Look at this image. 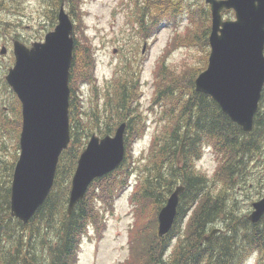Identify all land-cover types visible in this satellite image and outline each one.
<instances>
[{
    "label": "trees",
    "instance_id": "1",
    "mask_svg": "<svg viewBox=\"0 0 264 264\" xmlns=\"http://www.w3.org/2000/svg\"><path fill=\"white\" fill-rule=\"evenodd\" d=\"M62 1L47 0L50 4L47 31L56 25ZM66 1L73 21L77 22L82 18L81 0ZM159 1L166 2L164 8L168 12L163 11ZM175 2L178 1L144 0L137 18L143 37L155 36L162 16L170 20L182 10ZM8 5L7 1L0 0V11H10ZM188 28L185 35L174 38V43L205 47L208 55L210 11L203 10L200 29ZM12 33L7 30L6 35L20 39ZM207 62L208 59L202 68L189 73L170 76L166 75L169 69L166 70L164 60L158 65L151 106L155 115L151 147L142 159L131 162L130 146L144 135L148 122L140 101L142 67L135 66L130 59L123 73L115 72L109 85L101 89L95 76L92 44L87 37L75 36L70 69L71 142L60 157L48 198L27 224L11 214L10 186L22 128L21 104L11 92L13 117L7 119L1 108L0 130L15 137L17 154L8 163V172L0 174V264H77L82 239L90 226L95 225L99 234L100 214L112 210L115 200L136 173L138 182L129 200L138 232L134 231L135 225L131 227V253L121 264H238L242 256L245 258L251 252L263 253L264 216L258 223L249 221L246 214L239 212L237 196L249 191H254L257 199L264 195V180H261L264 176V89L253 130L246 133L210 96L196 91L195 79ZM83 85H93L96 92L89 110L83 109L85 106L78 94ZM123 122L127 124L123 163L112 173L96 179L69 215L71 181L89 139L94 133L100 137L113 135ZM207 146H211L218 161L212 176L200 172L196 166ZM180 184L184 192L180 195L175 223L170 233L160 238L157 216ZM218 222L221 227L217 228L222 231L205 241Z\"/></svg>",
    "mask_w": 264,
    "mask_h": 264
},
{
    "label": "water",
    "instance_id": "2",
    "mask_svg": "<svg viewBox=\"0 0 264 264\" xmlns=\"http://www.w3.org/2000/svg\"><path fill=\"white\" fill-rule=\"evenodd\" d=\"M210 5L211 52L207 69L195 80L197 92L210 96L245 132H251L264 87V0H205ZM233 10L235 19L223 20ZM74 24L62 2L58 23L43 41L30 47L13 43L15 64L5 79L22 106L20 154L11 182V214L27 224L48 198L62 153L69 147L70 69ZM7 53L3 47L1 54ZM124 122L114 135L93 134L81 153L72 178L70 215L91 184L123 163L126 156ZM178 186L158 214V236L170 233L177 216ZM248 219L264 216V196L252 204ZM219 229L204 238L209 241Z\"/></svg>",
    "mask_w": 264,
    "mask_h": 264
},
{
    "label": "rangeland",
    "instance_id": "3",
    "mask_svg": "<svg viewBox=\"0 0 264 264\" xmlns=\"http://www.w3.org/2000/svg\"><path fill=\"white\" fill-rule=\"evenodd\" d=\"M3 1L8 2L10 11L7 9L0 11V29L2 30L0 31V52L3 46L8 49L7 55L1 56L0 54V109H4L6 118L11 120L13 115L10 107L13 96L12 90L5 82V76L14 64L12 63V38L6 35L7 30L13 31L12 36L17 34L20 40L28 46L44 40L49 31L46 30L48 25L46 15L50 4L47 0ZM175 1H178L175 4H180L182 10H179V13L176 12V15L170 20L162 16L161 25L157 20L159 28L155 36L146 38L141 34L140 26L137 23L144 0H81L79 8L82 18L77 19V22L76 20L73 21L77 25V29L74 31L75 36L81 39L87 37L92 44L95 56V76L97 77V85L101 89L109 85L115 72L117 75L123 73L130 59L134 61L135 66L142 67L140 101L141 109L144 115L148 117V122L144 135L130 146L128 154L131 162L142 159L141 157L146 155L151 147L155 131V115L151 106L155 96L158 65L164 60L166 70L169 69L167 76L172 74L183 75L194 69L202 68L206 64L205 60L209 58L210 53L207 55L205 47L176 45L174 38L177 35H185L188 27L200 29L203 21V10L208 9L210 11V7L205 3V0ZM165 4L166 2L159 1L163 11L168 12V8L166 10L164 8ZM65 6L70 13L67 1ZM150 10L153 12L152 8ZM223 18L225 20L234 19V12H223ZM211 20L210 12V29ZM206 22L207 20L204 24ZM54 27L50 30H53ZM78 94L81 103L85 106L83 109L89 110L91 100L96 98L93 85H83ZM8 133L1 128L0 174L8 172V163L12 162L14 155L17 154L14 150L15 137ZM217 165L216 155L211 146H207L201 159L196 162L197 169L212 176ZM261 172L262 170H260V174ZM137 178L138 173L132 175L130 185L117 197L112 210L100 214L102 217V222L98 224L100 236L95 225L90 226L88 234L82 239L77 264H121L129 258L131 227L135 225L134 231L138 232L133 206L129 200L130 193L138 182ZM261 180H264V176ZM256 197L254 191L243 192L237 196L238 209L242 215L248 216L251 213L252 203L260 199ZM99 205L102 206V204ZM102 208L101 210H103ZM138 226L139 229L141 225L138 224ZM215 227H221L220 222L216 223ZM241 259L238 264H264V252L261 254L251 252L245 258L242 256Z\"/></svg>",
    "mask_w": 264,
    "mask_h": 264
}]
</instances>
